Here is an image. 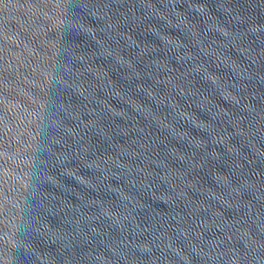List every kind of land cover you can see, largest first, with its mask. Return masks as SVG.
<instances>
[{"label": "water", "instance_id": "obj_1", "mask_svg": "<svg viewBox=\"0 0 264 264\" xmlns=\"http://www.w3.org/2000/svg\"><path fill=\"white\" fill-rule=\"evenodd\" d=\"M0 264H264V0H0Z\"/></svg>", "mask_w": 264, "mask_h": 264}]
</instances>
